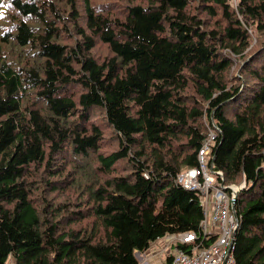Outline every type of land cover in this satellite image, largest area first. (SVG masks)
Instances as JSON below:
<instances>
[{
	"label": "trees",
	"instance_id": "trees-1",
	"mask_svg": "<svg viewBox=\"0 0 264 264\" xmlns=\"http://www.w3.org/2000/svg\"><path fill=\"white\" fill-rule=\"evenodd\" d=\"M215 128L235 264H264V0H0V264L200 233L177 176Z\"/></svg>",
	"mask_w": 264,
	"mask_h": 264
},
{
	"label": "built area",
	"instance_id": "built-area-1",
	"mask_svg": "<svg viewBox=\"0 0 264 264\" xmlns=\"http://www.w3.org/2000/svg\"><path fill=\"white\" fill-rule=\"evenodd\" d=\"M230 3L236 8L239 0H230ZM216 139L217 128L210 131L199 151V166L177 176V182L183 187L201 193L204 218L200 233L172 234L157 240L147 252L137 253L140 264L154 260L160 264H235L234 240L239 227L235 202L244 185L220 183L224 174L215 170L211 162Z\"/></svg>",
	"mask_w": 264,
	"mask_h": 264
},
{
	"label": "rangeland",
	"instance_id": "rangeland-1",
	"mask_svg": "<svg viewBox=\"0 0 264 264\" xmlns=\"http://www.w3.org/2000/svg\"><path fill=\"white\" fill-rule=\"evenodd\" d=\"M239 186H241V185H239ZM238 185H236L235 187H239ZM173 249V252H175V248L173 247L172 248ZM152 252H154V251H151L150 253H152ZM150 253H148V254H150ZM143 261V260H142ZM141 261V262H142ZM150 264H160V263H158V260H154L153 262H151Z\"/></svg>",
	"mask_w": 264,
	"mask_h": 264
}]
</instances>
